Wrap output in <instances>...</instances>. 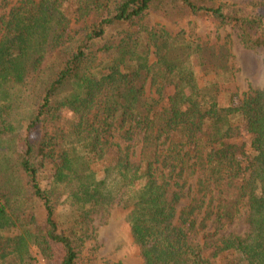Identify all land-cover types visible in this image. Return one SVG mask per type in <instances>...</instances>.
<instances>
[{
  "label": "trees",
  "instance_id": "16d2710c",
  "mask_svg": "<svg viewBox=\"0 0 264 264\" xmlns=\"http://www.w3.org/2000/svg\"><path fill=\"white\" fill-rule=\"evenodd\" d=\"M66 4L96 21L70 30ZM195 17L264 47V1L19 0L0 15V264H124L89 243L113 207L139 264H264V84L237 94L229 50L178 29ZM240 213L247 231L219 234Z\"/></svg>",
  "mask_w": 264,
  "mask_h": 264
},
{
  "label": "rangeland",
  "instance_id": "374dc122",
  "mask_svg": "<svg viewBox=\"0 0 264 264\" xmlns=\"http://www.w3.org/2000/svg\"><path fill=\"white\" fill-rule=\"evenodd\" d=\"M19 0H0V15L7 13L10 8L15 6ZM229 1L239 4H254L264 0H212ZM64 9L71 19L70 30H77L84 25H91L96 21V16H89L84 22L75 21L72 18V8L64 5ZM155 23L153 16H147L142 21V25L151 27ZM184 30L186 35L197 39L202 44L224 46L230 53V67L233 81L236 86V93L240 96L246 91H253L264 84V47H250L242 39L240 32L231 26L209 25L199 18H188L178 27ZM194 63L197 61L194 59ZM39 214V213H38ZM42 217L41 214L38 216ZM124 216L115 207L109 212L94 215L91 226L94 235L89 243L97 248L98 257L103 262L122 260L124 264H139L137 249L132 243L128 232L124 230ZM247 223L243 214L237 215L234 220L227 223L219 234L243 235L247 231ZM202 233L210 236V229L204 228ZM56 251V249H55ZM53 260H57V252H54ZM110 254V260L104 258ZM113 254V256H112ZM42 264V263H41Z\"/></svg>",
  "mask_w": 264,
  "mask_h": 264
}]
</instances>
